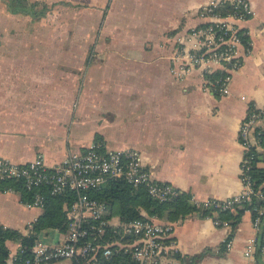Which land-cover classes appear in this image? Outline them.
Returning <instances> with one entry per match:
<instances>
[{"label":"crops","instance_id":"obj_1","mask_svg":"<svg viewBox=\"0 0 264 264\" xmlns=\"http://www.w3.org/2000/svg\"><path fill=\"white\" fill-rule=\"evenodd\" d=\"M35 1L31 13L0 0V156L42 154L54 164L93 142L106 151L132 146L155 179L196 202L243 191L239 129L249 104L264 106V0H249L242 65L224 94L175 58L195 45L191 28L205 22L199 9L209 0ZM42 211L0 191L4 226L25 232ZM252 220L246 209L229 238L230 224L193 212L173 236L184 260L201 254L194 264H264V250L260 259L245 254L257 234Z\"/></svg>","mask_w":264,"mask_h":264},{"label":"built area","instance_id":"obj_2","mask_svg":"<svg viewBox=\"0 0 264 264\" xmlns=\"http://www.w3.org/2000/svg\"><path fill=\"white\" fill-rule=\"evenodd\" d=\"M252 13L249 0H209L203 4L199 14L205 22L193 26L190 32L195 45L175 51L179 68L184 72L202 69L217 93H228L233 70L242 65L239 45L247 43L242 22ZM217 71H221L219 76ZM212 73L216 76H210ZM263 115L264 106L249 104L239 129V138L245 149L241 163L244 189L224 199L225 207L251 202L254 196L264 200V191L252 186L248 173L252 154L247 155L251 149L264 151L261 130L258 129ZM114 178H123L136 187L145 186L151 196L160 200L177 194V188L172 184L152 176L140 151L132 146L106 151L101 142H93L84 149H70L63 160L54 164L46 163L42 154L27 162H15L0 156V179L22 180L31 190L46 185L52 195H74L66 206L69 219L65 228L46 227L35 232L37 217L23 232L35 234L33 241L8 240L9 251L0 259V264H179V249L173 232L180 219L170 221L143 211V216L123 220L110 211L105 200L90 194L91 190L101 189ZM214 200L202 202L210 204ZM23 201L27 206L44 208V195L40 191L35 192L30 200ZM254 210L256 214L252 222L257 234L245 249V254L250 257L257 255L259 237L264 235V205H257ZM227 246H232L231 239ZM118 256L128 258L115 262Z\"/></svg>","mask_w":264,"mask_h":264},{"label":"trees","instance_id":"obj_3","mask_svg":"<svg viewBox=\"0 0 264 264\" xmlns=\"http://www.w3.org/2000/svg\"><path fill=\"white\" fill-rule=\"evenodd\" d=\"M9 9L13 12H31L34 13L37 1L30 3L29 0H5ZM33 4V5H31ZM36 15V14H35ZM245 41L247 37L245 36ZM221 71H217V76ZM216 76V73L210 74ZM260 136L264 142V130L260 131ZM252 154L251 166L248 173L251 178L252 186L255 190L264 191V151L251 149L247 155ZM14 189L20 193L22 200H30L34 193L40 191L44 195V208L34 223L35 232L43 228L61 227L65 228L69 219L66 206L74 197L72 193L65 195H52L48 186L28 189L22 180L17 179H0V191ZM90 194L105 200L113 214L118 215L123 220L143 216V211L152 215L155 214L160 218H166L170 221L181 220L189 213L197 212L202 217H212L214 220L228 222L231 225L229 238L235 232L236 226L241 221L242 215L246 209L252 211L253 216L256 212L254 207L264 205V200L253 197L251 202L243 201L235 203L233 208L225 207L223 200L215 199L210 204L196 202L193 200V194L177 188V194L167 200H160L149 194L145 186H133L123 178H114L98 190H91ZM35 238V234H24L21 230L9 226L0 225V259L4 258L9 251L8 240H21L23 243H30ZM264 245V235L259 237V248L257 256L260 259L262 246ZM184 264H194L200 255L191 257V261L184 260L181 254L178 255ZM128 258V256H118L114 261ZM127 260V259H126Z\"/></svg>","mask_w":264,"mask_h":264},{"label":"rangeland","instance_id":"obj_4","mask_svg":"<svg viewBox=\"0 0 264 264\" xmlns=\"http://www.w3.org/2000/svg\"><path fill=\"white\" fill-rule=\"evenodd\" d=\"M45 239H50V238H45Z\"/></svg>","mask_w":264,"mask_h":264}]
</instances>
